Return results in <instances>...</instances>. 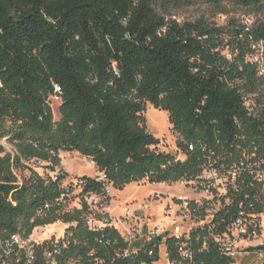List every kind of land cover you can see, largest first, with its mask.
Instances as JSON below:
<instances>
[{"label":"trees","instance_id":"1","mask_svg":"<svg viewBox=\"0 0 264 264\" xmlns=\"http://www.w3.org/2000/svg\"><path fill=\"white\" fill-rule=\"evenodd\" d=\"M199 2L251 9L264 0H0V140L15 149L0 146V231L75 224L61 264H154L161 245L170 264L234 263L205 228L187 242H128L112 227L89 230L84 201L71 211L65 198L58 201L69 184L57 170L60 152L78 153L103 175L74 178L82 198L107 186L188 180L211 154L227 162L244 150L264 154V82L244 59L248 40L264 41V26H235L230 45L238 53L228 60L220 49L223 29L170 18L172 9ZM55 87L57 120L49 103ZM246 98L256 109L244 106ZM147 104L167 113L182 160L150 150L158 139L147 130ZM41 164L43 175L35 171ZM184 242L190 258L180 255Z\"/></svg>","mask_w":264,"mask_h":264},{"label":"built area","instance_id":"2","mask_svg":"<svg viewBox=\"0 0 264 264\" xmlns=\"http://www.w3.org/2000/svg\"><path fill=\"white\" fill-rule=\"evenodd\" d=\"M244 28L246 31L250 30L248 27ZM246 50L245 61L255 66L257 76L264 82V41L250 39ZM237 53L238 49L235 47L234 56ZM224 56L228 60L232 59L230 56ZM59 93V88L55 87L54 94L49 98L50 105L53 101L60 103ZM262 102L264 103V85ZM244 106L251 111L256 109L253 100L247 98L244 99ZM257 113L249 112L253 116ZM262 128L264 129V125ZM176 142L177 136L172 134L170 140L158 139L155 145L150 146V150L155 153H172L177 160H182L184 155L177 149ZM188 151H193L192 144L188 145ZM90 163L94 165L91 160ZM97 178L102 180L103 175L98 173ZM159 184L162 189L160 192H153L152 200H163L165 196L168 213L164 215L166 222L163 224L166 225L163 227L170 225L171 232L156 225L154 229L144 234L134 226L129 227L127 234L123 235L117 225H121V219H130L134 211H125L123 216L116 220L112 217V213L105 207L110 201L111 186H107L101 194L94 193L82 198L78 197L82 190L81 184L74 179L67 185L66 194L58 201L61 202L65 198L63 201L65 203L78 199L80 208L81 202L84 201L88 208L85 223L91 231L112 227L128 242L142 236L146 240L172 236L176 240L187 242L193 230L205 228L221 253L234 262L241 255L253 253L255 264H264V154H258L256 149L244 150L241 157L230 162L211 154L208 164L197 176L174 183ZM174 185L188 190L187 193L168 197L167 190ZM147 209L146 204H141L137 208L139 211ZM223 222L224 228L215 232L217 224ZM60 225L63 226V230L58 234ZM71 226L75 224L55 222L35 226L30 232L0 231V264H61L57 259L62 249L67 246L65 235ZM185 242L179 249L180 255L183 258H190L191 253L185 249ZM260 246L262 249L257 250L256 248ZM65 264H76V261L70 260ZM166 264H170L168 259Z\"/></svg>","mask_w":264,"mask_h":264},{"label":"rangeland","instance_id":"3","mask_svg":"<svg viewBox=\"0 0 264 264\" xmlns=\"http://www.w3.org/2000/svg\"><path fill=\"white\" fill-rule=\"evenodd\" d=\"M157 11L162 15V10L158 6ZM172 20L178 23H196L204 22L209 27L221 28L224 31L223 45L220 48L223 55L230 57L234 56L235 46L230 45L233 34V28L235 26L253 28L255 26H264V2L259 6L251 9L239 8L234 5L222 3L220 6H213L207 3H196L191 6H187L180 9H172L171 17ZM245 58V56H244ZM59 101L51 102L50 108L53 113L55 120L59 118L58 108ZM146 126L150 134L155 138H167L171 139V126L169 125L167 114L164 111L154 109L150 104L146 106L145 112ZM0 146L5 149L6 153L14 154L15 149L5 139L0 140ZM4 155V154H3ZM0 155V156H3ZM59 158L61 160L60 166L57 170H62L67 173V179L63 185L66 186L71 180L82 175L94 178L97 177V168L90 163L89 159L80 156L78 153L60 152ZM183 158V157H182ZM45 166L41 164L40 168H35L38 174L43 175L45 173ZM34 168V165H31ZM48 173V171H47ZM23 176H27L28 172L24 171ZM50 175H52L50 173ZM19 178L20 175H19ZM162 187L158 184H149L143 181L138 184H130L120 191L114 190L109 187L110 190V201L106 207V210L111 209V201L113 199H119V214H112V217L116 220L123 216L125 211H134L133 216L130 219H121V225H117L119 231L123 234H127L129 227L137 226L140 232L147 234L149 230L159 225V228L168 230L171 232L172 227L168 225L163 227V222H166L164 217L168 213L167 200L163 196V200H152L154 191H161ZM188 190H183L180 186L174 185L167 192L169 196L174 194L183 193L186 194ZM141 204L148 205V209L139 211L137 208ZM65 211L72 210L74 208H80V202L78 199H72L64 203ZM104 207V209H105ZM98 209H100L98 207ZM101 210V209H100ZM165 215V216H164ZM118 224V223H117ZM63 226H59L58 234H61ZM255 255L249 253L247 255H241L240 258L233 264H255Z\"/></svg>","mask_w":264,"mask_h":264},{"label":"crops","instance_id":"4","mask_svg":"<svg viewBox=\"0 0 264 264\" xmlns=\"http://www.w3.org/2000/svg\"><path fill=\"white\" fill-rule=\"evenodd\" d=\"M167 114V113H166ZM167 119H168V116H167ZM82 176H85V175H82ZM160 185V184H158ZM119 199H113L111 201V209H109V212H111L112 214H119L120 213V209H119ZM167 262V259H166V249H165V246L164 245H161L159 247V261L154 263V264H166Z\"/></svg>","mask_w":264,"mask_h":264},{"label":"water","instance_id":"5","mask_svg":"<svg viewBox=\"0 0 264 264\" xmlns=\"http://www.w3.org/2000/svg\"><path fill=\"white\" fill-rule=\"evenodd\" d=\"M256 249H257V250H261V249H262V247L260 246V247H257Z\"/></svg>","mask_w":264,"mask_h":264}]
</instances>
